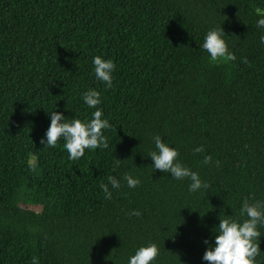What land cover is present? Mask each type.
Returning a JSON list of instances; mask_svg holds the SVG:
<instances>
[{
	"label": "trees",
	"instance_id": "obj_1",
	"mask_svg": "<svg viewBox=\"0 0 264 264\" xmlns=\"http://www.w3.org/2000/svg\"><path fill=\"white\" fill-rule=\"evenodd\" d=\"M257 10L264 0H0V264H127L150 242L160 249L152 264H208L204 241L220 215L264 201ZM220 25L231 61L200 47ZM97 55L115 63L111 87L95 78ZM90 88L111 125L108 147L70 160L62 138L40 143L47 112L90 119ZM155 135L208 189L154 171ZM125 173L140 184L129 189ZM109 176L121 188L107 200Z\"/></svg>",
	"mask_w": 264,
	"mask_h": 264
},
{
	"label": "clouds",
	"instance_id": "obj_2",
	"mask_svg": "<svg viewBox=\"0 0 264 264\" xmlns=\"http://www.w3.org/2000/svg\"><path fill=\"white\" fill-rule=\"evenodd\" d=\"M255 23L260 29H264V11L257 10ZM227 35L221 25L209 29L200 47L209 54L211 60L223 58L227 61L235 57L228 50L225 40ZM259 43L264 45V35L259 38ZM95 78L101 81L104 86L111 87L113 83V72L115 63L111 59H104L97 55L92 58ZM101 93L95 88H90L82 94V100L88 108H94L91 118L79 119L75 115L69 120L62 112L55 109L47 112L50 117V124L41 138L40 143L54 147L58 139H63L64 148L70 160L81 158L85 150L106 148L108 143L104 135V130L111 127L109 120L104 118L102 110L97 107L101 104ZM154 150L150 151L148 157L151 158L152 168L165 173H170L171 178L190 180L188 184L189 192H197L208 189V184L201 180L199 174L181 163L178 159L179 151L175 146L169 145L162 136L153 137ZM202 152L201 147L195 149ZM120 159L117 158V161ZM212 160L210 155L204 156L203 163L208 164ZM218 163V162H217ZM129 189H134L140 184L139 177L125 173L121 178ZM121 179L109 176L108 183L102 184L101 189L107 200L112 198V190L121 188ZM109 185L111 187H109ZM251 197L245 198L240 206V218L233 215L219 217V223L212 229L213 239L207 245L203 253L202 260L208 264H264V251H261L260 238L264 236L260 229L264 228V201L255 200L250 202ZM130 215L139 216L140 212L133 210ZM157 244L150 242L138 247L134 254L130 255L127 264H152L159 253ZM259 258V259H258ZM32 264H38L36 257L32 258Z\"/></svg>",
	"mask_w": 264,
	"mask_h": 264
}]
</instances>
